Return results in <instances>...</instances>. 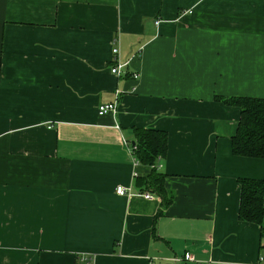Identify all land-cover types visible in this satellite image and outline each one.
<instances>
[{
  "label": "crops",
  "instance_id": "obj_1",
  "mask_svg": "<svg viewBox=\"0 0 264 264\" xmlns=\"http://www.w3.org/2000/svg\"><path fill=\"white\" fill-rule=\"evenodd\" d=\"M234 97L264 98V0H0V264H258ZM138 129L168 134L155 166Z\"/></svg>",
  "mask_w": 264,
  "mask_h": 264
},
{
  "label": "trees",
  "instance_id": "obj_2",
  "mask_svg": "<svg viewBox=\"0 0 264 264\" xmlns=\"http://www.w3.org/2000/svg\"><path fill=\"white\" fill-rule=\"evenodd\" d=\"M241 109L237 134L232 140L236 155L264 158V98L234 97L225 100ZM135 155L140 163L155 166L157 159L166 155L168 134L163 130L138 129ZM165 174L156 171L149 182L168 203L170 198L164 189ZM242 220L257 222L264 226V179L241 178Z\"/></svg>",
  "mask_w": 264,
  "mask_h": 264
},
{
  "label": "built area",
  "instance_id": "obj_3",
  "mask_svg": "<svg viewBox=\"0 0 264 264\" xmlns=\"http://www.w3.org/2000/svg\"><path fill=\"white\" fill-rule=\"evenodd\" d=\"M159 22H160V19H156V23L158 24ZM118 53H119V48L117 46L113 47V55H117ZM114 62L115 63L111 66V71L115 74H120L122 71L123 64L117 61H114ZM132 76L134 78H138L139 73H134ZM116 110H117V104L115 102H109V103L101 104L98 108V113L100 115H104L109 112H114ZM116 193L121 196L142 195L147 199L153 198V195L150 192H143L141 194H137L133 192L130 187H126L124 185H118L116 187ZM78 264H95V256L89 253L80 254L78 257ZM210 264H218V263L215 261H212ZM258 264H264V255L259 256Z\"/></svg>",
  "mask_w": 264,
  "mask_h": 264
}]
</instances>
